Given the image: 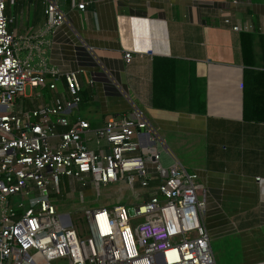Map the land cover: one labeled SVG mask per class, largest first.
<instances>
[{
	"label": "crops",
	"instance_id": "crops-1",
	"mask_svg": "<svg viewBox=\"0 0 264 264\" xmlns=\"http://www.w3.org/2000/svg\"><path fill=\"white\" fill-rule=\"evenodd\" d=\"M80 1L83 9L75 6ZM59 6L62 23L46 31L40 0H13L5 13L13 16L8 30L16 38L42 40L31 50L32 67L80 69L81 99L69 117L97 126L140 109L161 161L196 175L215 264H264V107L253 115L252 96L253 73L264 71V0H60ZM225 15L248 28L232 29ZM242 31L251 63L242 59ZM63 86L59 79L57 90ZM32 92L15 106L32 107L54 93L43 86ZM93 194L96 200L99 192Z\"/></svg>",
	"mask_w": 264,
	"mask_h": 264
},
{
	"label": "built area",
	"instance_id": "built-area-1",
	"mask_svg": "<svg viewBox=\"0 0 264 264\" xmlns=\"http://www.w3.org/2000/svg\"><path fill=\"white\" fill-rule=\"evenodd\" d=\"M40 1L42 31L62 23L60 0ZM8 2L0 0V264H215L195 173L160 162L147 119L135 106L97 126L69 117L81 99L80 69L32 67L31 50L42 40L16 38L8 30ZM223 21L231 22L226 15ZM130 57L125 49L123 60ZM41 86L54 91L51 98L15 106ZM101 183L128 188L139 201L85 204L78 209V230L72 210H57L53 201L76 191L84 203L82 189L98 193Z\"/></svg>",
	"mask_w": 264,
	"mask_h": 264
},
{
	"label": "rangeland",
	"instance_id": "rangeland-1",
	"mask_svg": "<svg viewBox=\"0 0 264 264\" xmlns=\"http://www.w3.org/2000/svg\"><path fill=\"white\" fill-rule=\"evenodd\" d=\"M160 159V162L163 165H166L163 163ZM116 196H120L116 202L123 203L126 205H130L132 203H136L139 200L134 199V196L131 195V191L128 188L119 187L115 183H106L100 184V191L96 198V200H93L95 195L93 193H84V199L85 203H81L79 201L78 192L76 191H67L64 195V197L57 198L59 201L54 200L53 203L55 204V207L57 210L64 211L67 209L72 210L70 213L71 219L73 222L76 221V227L78 230L82 229L81 219L79 217L80 211L78 209H81L85 204H89L91 206H96L98 204H111V202H114L117 198ZM58 197V195H57ZM91 202H87L90 201ZM140 217L134 219L131 221L132 225L135 223V221H138ZM79 222V223H77ZM55 264V261H53Z\"/></svg>",
	"mask_w": 264,
	"mask_h": 264
},
{
	"label": "trees",
	"instance_id": "trees-1",
	"mask_svg": "<svg viewBox=\"0 0 264 264\" xmlns=\"http://www.w3.org/2000/svg\"><path fill=\"white\" fill-rule=\"evenodd\" d=\"M5 12V10H4ZM240 49L242 54V59L248 63H251V44L248 33L242 31L240 33ZM264 71L257 70L253 73L252 77V96H253V115L259 112V108L263 109V93H264ZM262 102V103H261ZM261 103L260 107L258 106Z\"/></svg>",
	"mask_w": 264,
	"mask_h": 264
},
{
	"label": "water",
	"instance_id": "water-1",
	"mask_svg": "<svg viewBox=\"0 0 264 264\" xmlns=\"http://www.w3.org/2000/svg\"><path fill=\"white\" fill-rule=\"evenodd\" d=\"M131 211V209H129V212Z\"/></svg>",
	"mask_w": 264,
	"mask_h": 264
},
{
	"label": "bare ground",
	"instance_id": "bare-ground-1",
	"mask_svg": "<svg viewBox=\"0 0 264 264\" xmlns=\"http://www.w3.org/2000/svg\"><path fill=\"white\" fill-rule=\"evenodd\" d=\"M96 194V193H95Z\"/></svg>",
	"mask_w": 264,
	"mask_h": 264
}]
</instances>
